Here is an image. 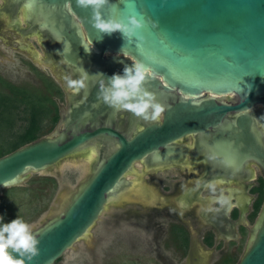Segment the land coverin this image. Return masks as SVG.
Wrapping results in <instances>:
<instances>
[{
  "label": "water",
  "instance_id": "95a60500",
  "mask_svg": "<svg viewBox=\"0 0 264 264\" xmlns=\"http://www.w3.org/2000/svg\"><path fill=\"white\" fill-rule=\"evenodd\" d=\"M21 2L30 6L29 22L15 14ZM9 12L20 28L43 29L50 42L43 47L78 79L87 77V87L75 95L60 129L0 158V190L19 185L28 173L90 151L95 155L88 176L61 210L33 230L39 254L31 264H54L86 239L105 207L131 187L125 176L134 165L144 173L162 168L183 155L179 142L188 136L196 137V150L214 175L241 177L248 164L264 174V0H108L104 19H143L142 42L94 29L91 11L75 0H9ZM131 61L150 69L145 87L165 111L158 121L122 111L116 126L119 111L97 100L99 83L122 75ZM96 141L107 149L95 152ZM211 201L216 198L206 203ZM227 210L228 205L208 214L206 221L219 227L220 238L236 240ZM236 264H264V201Z\"/></svg>",
  "mask_w": 264,
  "mask_h": 264
},
{
  "label": "rangeland",
  "instance_id": "374dc122",
  "mask_svg": "<svg viewBox=\"0 0 264 264\" xmlns=\"http://www.w3.org/2000/svg\"><path fill=\"white\" fill-rule=\"evenodd\" d=\"M8 4L9 0H2L0 8L4 6L8 8ZM24 10L27 9L23 7ZM29 11L27 14L31 13ZM5 14L0 17V79L18 87L42 88L39 86L44 82V87H49L48 91H43L42 94L37 89V93H33V98L38 104L43 106L49 104L53 109V97L56 96L53 95L56 87H53L49 81L53 80V75L44 66L35 62L44 59L41 42L32 37L22 39L17 33L9 30L6 27L9 22L8 13ZM15 14L18 19H22L20 8ZM25 45H28V51L19 49L20 46ZM30 52L35 54L36 59L31 57ZM39 74L45 77L39 78L42 83L38 80ZM26 93L29 96V91ZM20 125L16 124L15 127L18 129ZM41 126L42 131H46L42 137L50 136L54 129L59 128L56 123L50 127L48 120H42ZM49 127L50 129L47 130ZM183 143L187 147L190 145V140L186 139ZM87 156L67 159L43 171L28 173L19 185L0 190V197H4L5 201L11 203L8 209L0 210V218L5 216L3 222L9 223L19 216L32 226V231L39 228L61 210L68 197L86 179L89 174V167L86 164ZM93 157L95 155L90 160H93ZM188 162L189 156L185 155L181 163L187 167ZM190 166L187 167L190 175L184 170L176 173L179 175L171 177L172 173L165 169L159 168L155 171L149 169L144 173L141 165L135 164L133 172L125 176L126 180L131 181V187L122 192L115 203H109L105 207L89 229L86 239L76 242L54 264H217L225 256L237 261L245 249L248 234L236 241H221L215 245V248L207 249L200 244L201 235L195 234L190 227L192 243L186 256L168 241L167 230L174 220L168 216L170 212L167 211L168 208L165 210V207L172 204L171 199L192 188L195 181L202 175L201 167L193 169ZM246 166L252 178L257 173V169L251 164ZM175 182H181L176 192L172 190ZM140 187L149 194L148 197L143 196ZM9 188L13 190L6 191ZM218 189L224 188L221 186ZM173 194L174 197H172ZM215 194L208 188L198 189L196 204L199 203L204 210L214 209L215 205L212 201L202 203V199L213 197ZM196 204H193L192 211L199 208ZM153 211L157 215H150ZM127 212L131 214L138 212L142 218L134 219L127 216ZM144 216L154 217L153 222L156 223V228L152 226V223L147 224ZM194 222L198 226V222L196 220ZM251 225L248 224V227ZM179 229V227H173L171 231L177 233ZM172 240L175 242L173 238ZM214 241L219 242L217 237Z\"/></svg>",
  "mask_w": 264,
  "mask_h": 264
},
{
  "label": "flooded vegetation",
  "instance_id": "af4514ba",
  "mask_svg": "<svg viewBox=\"0 0 264 264\" xmlns=\"http://www.w3.org/2000/svg\"><path fill=\"white\" fill-rule=\"evenodd\" d=\"M9 8V4H8ZM6 6L0 8V17L6 15L5 13H8L7 18L9 19V22L6 24L7 28L11 31H14L17 33L21 38L23 39L24 37H32L36 39L37 41L41 42V47L44 55V59L42 61H35L41 66H44L45 69H48L49 72L52 73L53 75V80H49L50 83H52L53 87H56L55 94L53 96L54 99V105L56 109V124H58V129L62 127V120L63 118H66L70 112L71 106L73 99L75 97L74 94L66 90V85H65V76H71L73 79H78L74 74H72L70 71L65 69L54 57L53 53L51 50H48L47 48H44L43 46H49L50 42L48 39V35L46 32L41 29V28H28V29H22L19 28L11 18L9 9ZM20 8L22 11V19H19L21 22H29V19H26L29 17V14H27V10L23 11V7L21 5H15L13 7L14 11L16 12L17 9ZM77 24V23H76ZM20 44V42H17ZM19 46V45H18ZM23 46H20L19 49H23ZM24 50H29L28 45L24 46ZM32 52H30L31 55ZM35 55V54H34ZM108 55L105 54L103 57H107ZM32 57V56H31ZM34 59V57H32ZM36 59V58H35ZM38 80L41 82L39 79L43 75H38ZM44 77V76H43ZM45 78V77H44ZM42 83V82H41ZM39 87H44L43 83ZM124 117V112L119 111L116 119V126H120ZM137 123H135V126ZM186 139L190 140V145L186 147L185 143H183ZM195 136H188L184 139H182L179 144L184 147L185 151L183 152V155H176L172 160L168 161L165 166L162 167V169H165L167 172L172 173L170 174L171 177L179 175L176 174L178 172L188 170L187 167L191 165L190 167L193 169H196V167H201L202 168V175L195 181V184L192 188L187 189L186 192L181 194L178 197H174V193L171 199V203L169 206L165 207V210H168L170 212V218L174 220V223L171 224V226H176L180 227L184 230V232L187 235V247L185 251V256L187 253H189V247L190 244L192 243L191 237H190V227H192V230H194L195 234L201 235L200 237V244L203 245L205 248H207L204 245L203 239L209 235L211 236V241L212 245L211 247H208L207 249L210 248H215V245H218L221 243V241H227V242H232L241 239V235L243 234L246 236L248 234V224H252L254 221L261 204L264 201V174L262 171L256 166L253 165L257 169V173L253 175L251 178V172L247 171L244 166L243 168V174L241 177H234V176H221V175H214L210 171L208 159L205 157V154L202 151H197L195 147ZM97 147V148H96ZM116 147V145H114ZM94 148V151L97 152L98 150H106L107 147L105 143L96 141V145ZM91 153L89 152L87 156V161L86 164L87 166H91L92 161L90 160L91 158ZM185 155L189 156V162L187 163V167H185L181 161ZM90 160V161H89ZM183 166H182V165ZM186 164V163H185ZM188 172V171H187ZM190 175V173L188 172ZM250 177V178H249ZM229 178V179H228ZM235 178V179H234ZM213 181H217L218 183L216 184V194L213 197H207L206 199H202V203H205V201L208 198H216L219 196L220 191H223L224 195L229 197V204H228V210L226 212V217L227 220L231 221L234 223L233 230L235 234L237 235L236 240H224L218 236V230L219 227H217L218 230L215 229L209 222V220L206 221L208 218L207 215L212 214V212H215V209H221L222 207L216 203V201L212 202L215 205V208L212 211L209 210H204L203 207L197 203L198 199V189L202 190L203 188H208L210 189L207 185L210 184ZM181 182H175L172 185V190H177L178 186L180 185ZM225 184V185H224ZM223 187L224 189H218L219 187ZM218 187V188H217ZM141 188V187H140ZM141 192L143 196H149L148 193H145L143 191V188H141ZM260 198L261 202L258 206L257 211L255 212V215L252 216V213L254 212V203L255 201ZM170 200V199H168ZM193 204H196L199 206V208L196 211H192V206ZM166 211V212H167ZM127 216L134 217L136 218H142V215L138 212H130L126 213ZM150 215H157L155 211L151 212ZM145 219L147 220V224L152 223V226L156 228V223L153 222V218L151 216H144ZM194 220L198 222L195 224ZM214 224L216 222L214 221ZM225 234L228 232L229 225H225ZM168 232V230H167ZM215 237H217V240L219 241L218 243H215Z\"/></svg>",
  "mask_w": 264,
  "mask_h": 264
},
{
  "label": "clouds",
  "instance_id": "9594fccd",
  "mask_svg": "<svg viewBox=\"0 0 264 264\" xmlns=\"http://www.w3.org/2000/svg\"><path fill=\"white\" fill-rule=\"evenodd\" d=\"M75 4L81 9L91 11L90 23L99 32L108 35L119 32L129 42L134 36L137 41L142 42L143 37L138 33L145 27L143 19L138 20L133 16L127 19V23L117 22L111 18L104 19L102 9L108 5V0H75ZM137 46L139 47L140 44L138 43ZM131 62V66L124 65L122 75L113 74L106 78V82L102 74H97L103 77L99 83L97 100L116 111H128L144 121H158L165 109L157 102L154 94L145 87L147 80L153 74L143 63ZM86 78L73 79L71 76H65L66 90L74 95L79 94L87 87ZM217 183L213 181L207 185L213 194L216 192ZM216 203L224 207L229 204V197L221 191L216 197ZM38 246L39 240L29 223L19 216L9 223H4L0 218V264H31L39 254Z\"/></svg>",
  "mask_w": 264,
  "mask_h": 264
},
{
  "label": "trees",
  "instance_id": "16d2710c",
  "mask_svg": "<svg viewBox=\"0 0 264 264\" xmlns=\"http://www.w3.org/2000/svg\"><path fill=\"white\" fill-rule=\"evenodd\" d=\"M37 89L43 94V91H48L49 87H18L0 79V158L41 138L44 132H46L42 131V120H48L50 127L56 122V109L54 105L52 109L49 104L43 106L34 101L33 93H37ZM27 91H29V96L26 93ZM16 124L17 126L21 124L18 129L15 127ZM7 190L12 191L13 189L9 188ZM260 202V198L255 201L252 216L255 215ZM10 204V202L4 200V197H0V210H5L4 208L8 209ZM1 218L3 219L5 216H1ZM173 227L176 226H170L168 228V241L176 250L181 251L182 255H184L187 247V235L180 227L179 232H172ZM243 237L245 236L242 234L241 238ZM172 238L175 242H173ZM211 238V236L207 235L203 239L204 245L207 248L212 245ZM234 261L235 259L232 260L231 257L225 256L217 264H231Z\"/></svg>",
  "mask_w": 264,
  "mask_h": 264
},
{
  "label": "bare ground",
  "instance_id": "6f19581e",
  "mask_svg": "<svg viewBox=\"0 0 264 264\" xmlns=\"http://www.w3.org/2000/svg\"><path fill=\"white\" fill-rule=\"evenodd\" d=\"M21 6L22 7H25L26 9H27V11L28 10H30V6L27 4V3H23V2H21ZM30 12V11H29ZM30 15H31V13L29 14V17H28V19H30ZM97 148V147H96ZM229 179V178H228ZM235 179V178H234ZM225 185V184H224ZM117 198V197H116ZM112 199V198H111Z\"/></svg>",
  "mask_w": 264,
  "mask_h": 264
}]
</instances>
